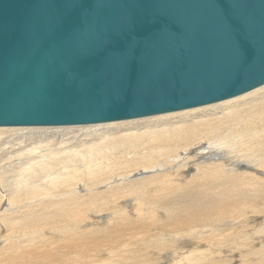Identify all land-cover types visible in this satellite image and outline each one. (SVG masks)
Wrapping results in <instances>:
<instances>
[{"label":"bare ground","instance_id":"6f19581e","mask_svg":"<svg viewBox=\"0 0 264 264\" xmlns=\"http://www.w3.org/2000/svg\"><path fill=\"white\" fill-rule=\"evenodd\" d=\"M0 264H264V84L145 117L0 126Z\"/></svg>","mask_w":264,"mask_h":264},{"label":"water","instance_id":"95a60500","mask_svg":"<svg viewBox=\"0 0 264 264\" xmlns=\"http://www.w3.org/2000/svg\"><path fill=\"white\" fill-rule=\"evenodd\" d=\"M264 84V0H0V126L206 105Z\"/></svg>","mask_w":264,"mask_h":264},{"label":"rangeland","instance_id":"374dc122","mask_svg":"<svg viewBox=\"0 0 264 264\" xmlns=\"http://www.w3.org/2000/svg\"><path fill=\"white\" fill-rule=\"evenodd\" d=\"M179 111V110H178ZM84 125H86V124H84ZM49 127V126H48Z\"/></svg>","mask_w":264,"mask_h":264}]
</instances>
